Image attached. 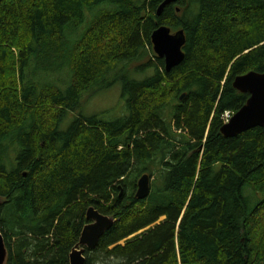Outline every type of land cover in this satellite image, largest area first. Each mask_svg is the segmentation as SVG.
<instances>
[{"label": "trees", "instance_id": "1", "mask_svg": "<svg viewBox=\"0 0 264 264\" xmlns=\"http://www.w3.org/2000/svg\"><path fill=\"white\" fill-rule=\"evenodd\" d=\"M162 1H0L7 264H69L89 206L115 222L84 264H264V127L220 130L249 97L234 78L264 72V0H177L157 15ZM160 24L186 37L169 71L151 45ZM117 81L126 115L79 113Z\"/></svg>", "mask_w": 264, "mask_h": 264}, {"label": "water", "instance_id": "2", "mask_svg": "<svg viewBox=\"0 0 264 264\" xmlns=\"http://www.w3.org/2000/svg\"><path fill=\"white\" fill-rule=\"evenodd\" d=\"M176 1L163 0L157 8V15L161 14L165 6ZM150 39L153 52L163 59L166 71L184 59L183 47L186 37L183 29L173 31L166 24H160L153 30ZM233 86L240 92L248 93L249 97L246 103L233 113L228 122L221 126V133L225 137H235L257 126L264 127V72L252 70L238 75L233 80ZM150 190L151 177L144 173L137 180L135 196L138 199H144L149 195ZM86 220L87 223L81 230L78 242L69 253V264H84L85 249H94L100 238L115 222L113 217L99 212L94 206L87 208ZM7 258L8 252L0 227V264H7Z\"/></svg>", "mask_w": 264, "mask_h": 264}, {"label": "rangeland", "instance_id": "3", "mask_svg": "<svg viewBox=\"0 0 264 264\" xmlns=\"http://www.w3.org/2000/svg\"><path fill=\"white\" fill-rule=\"evenodd\" d=\"M109 4H102L100 7L107 8ZM98 14V9H94L93 12L86 11L85 23L82 29L89 24V22ZM137 63H131L133 68ZM147 75L151 74V70L146 72ZM146 74H136L137 78L144 77ZM122 85L120 81L115 82L112 86L94 92L89 91L83 97V103L79 110V113L85 116L99 115L105 120H115L127 114L125 109V100L121 96ZM75 118V113H68L67 118L61 123L60 128L65 130L70 122Z\"/></svg>", "mask_w": 264, "mask_h": 264}, {"label": "built area", "instance_id": "4", "mask_svg": "<svg viewBox=\"0 0 264 264\" xmlns=\"http://www.w3.org/2000/svg\"><path fill=\"white\" fill-rule=\"evenodd\" d=\"M231 115H232L231 112L226 111V112L223 114V120H224V122H227V121L230 119Z\"/></svg>", "mask_w": 264, "mask_h": 264}, {"label": "bare ground", "instance_id": "5", "mask_svg": "<svg viewBox=\"0 0 264 264\" xmlns=\"http://www.w3.org/2000/svg\"><path fill=\"white\" fill-rule=\"evenodd\" d=\"M2 145V144H1Z\"/></svg>", "mask_w": 264, "mask_h": 264}]
</instances>
